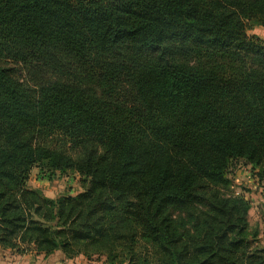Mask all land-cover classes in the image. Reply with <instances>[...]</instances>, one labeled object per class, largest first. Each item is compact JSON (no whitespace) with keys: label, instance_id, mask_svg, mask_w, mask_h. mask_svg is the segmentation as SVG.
Segmentation results:
<instances>
[{"label":"trees","instance_id":"1","mask_svg":"<svg viewBox=\"0 0 264 264\" xmlns=\"http://www.w3.org/2000/svg\"><path fill=\"white\" fill-rule=\"evenodd\" d=\"M248 22L264 26V0H0V247L264 264L248 200L226 193L237 161L264 178ZM33 167L82 189L45 197Z\"/></svg>","mask_w":264,"mask_h":264},{"label":"rangeland","instance_id":"2","mask_svg":"<svg viewBox=\"0 0 264 264\" xmlns=\"http://www.w3.org/2000/svg\"><path fill=\"white\" fill-rule=\"evenodd\" d=\"M246 31L249 35L264 39L263 25L248 22ZM10 66L12 67L11 72L15 77L21 80L25 78V74L20 67ZM256 171L250 165L237 161L227 173L230 183L226 193L229 195H243L248 200L250 204L246 216L248 231H251L250 234L254 233L252 234L253 242L255 241L254 244L264 245V178L259 179ZM79 179V175L76 172L67 171L62 174L57 171L50 175L39 171L38 167H33L26 181V187L39 189L43 196L53 198L61 194L79 192L82 189ZM251 179L254 180L251 181ZM27 252L34 251L29 250ZM100 259L106 263L104 256H101Z\"/></svg>","mask_w":264,"mask_h":264},{"label":"crops","instance_id":"3","mask_svg":"<svg viewBox=\"0 0 264 264\" xmlns=\"http://www.w3.org/2000/svg\"><path fill=\"white\" fill-rule=\"evenodd\" d=\"M254 179H251L253 181ZM0 264H106L102 259L88 260L82 254L66 258L61 251H54L48 255L35 252L16 253L10 249L0 247Z\"/></svg>","mask_w":264,"mask_h":264}]
</instances>
